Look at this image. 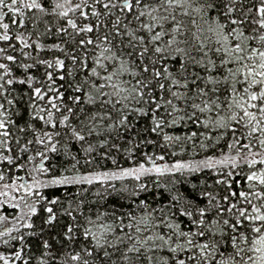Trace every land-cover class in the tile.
<instances>
[{
	"label": "snow or ice",
	"instance_id": "snow-or-ice-1",
	"mask_svg": "<svg viewBox=\"0 0 264 264\" xmlns=\"http://www.w3.org/2000/svg\"><path fill=\"white\" fill-rule=\"evenodd\" d=\"M0 264H264V0H0Z\"/></svg>",
	"mask_w": 264,
	"mask_h": 264
}]
</instances>
